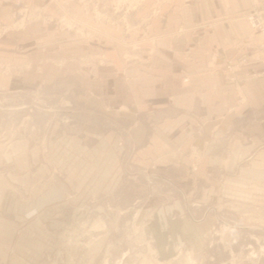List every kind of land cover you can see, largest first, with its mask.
I'll return each instance as SVG.
<instances>
[{
    "label": "rangeland",
    "instance_id": "1",
    "mask_svg": "<svg viewBox=\"0 0 264 264\" xmlns=\"http://www.w3.org/2000/svg\"><path fill=\"white\" fill-rule=\"evenodd\" d=\"M58 2L15 4L0 22V264H264V179L247 174L262 117L223 123L264 78L246 71L264 65V0ZM219 2L250 31L199 50L216 19L183 24ZM199 68L229 87L205 107L212 120L180 96Z\"/></svg>",
    "mask_w": 264,
    "mask_h": 264
},
{
    "label": "crops",
    "instance_id": "2",
    "mask_svg": "<svg viewBox=\"0 0 264 264\" xmlns=\"http://www.w3.org/2000/svg\"><path fill=\"white\" fill-rule=\"evenodd\" d=\"M58 1L59 0H0V22H7L8 20H10L13 7L15 6V4L18 3L42 4L46 6L48 12L52 14H59L61 12V4ZM236 5V1L235 3L231 1L227 6H229V10L234 9V11H237L239 8L242 7L239 6L237 8ZM72 7L73 8L70 7V9H72L76 15L79 14L76 10L77 8H75L74 6ZM227 12L228 10L222 9V5L219 2L217 3V6L213 4L211 6L209 5L208 7H205L202 12L197 13L198 16L196 17L197 19H199L197 23H189L186 21L184 23L185 25L183 24V26L191 27L195 24H198V22L200 23V21L204 22L206 19H216L215 22L207 26L210 27L208 30H204V33L201 32L202 34H198V36L195 37V42L199 50H216L218 47H225V45L222 46V44H229L227 45L228 47H233L234 44L231 43V41L237 42L238 40H245V37L250 31L247 23L243 18H234L235 16L233 15H227ZM193 17L194 19H196L195 16ZM222 18H224L225 20H223ZM253 36L255 39L251 38L250 42H254V40L259 39L258 35ZM226 37L229 39H227ZM197 66H200V64ZM262 68H264V65H251L246 68V71L250 73V71L252 72ZM221 74L222 73L220 71H211V69L209 68H203V70L199 68L197 70V73L191 74L189 77V81L186 84H181L180 89L182 91L180 95L181 98L187 101V105L185 102L184 110L188 109L194 112L195 114L204 117V119L207 118L208 120H212L211 118L213 117L210 114L211 112L206 110L205 107L207 105L210 106L212 102H215L216 104V101L220 105L221 100H217V98L220 97L219 94L223 92L227 93L225 90L229 88L227 85H224L223 75ZM151 84L153 83L151 82L150 85ZM152 86L153 88L151 87V90H154V87H156L157 89L159 87L158 83H155ZM243 90L247 98L246 104L239 108H235V110L232 112H229V114L225 116L223 123L228 124L227 126H229V124H231L232 119L238 116V114L247 115L250 112H253V114H257L262 118L257 124L252 126L251 131L258 133L260 132L264 134V78L248 79L244 82ZM161 92L164 94H161ZM157 94H155V102L157 101L158 103H162L161 101L165 99L167 95H170L169 91L167 90H159ZM211 96H214V99L212 98V101ZM214 111L215 113H220V108H217ZM179 124H181L179 122V119L172 118L171 120L165 122L163 126L165 128L166 133L170 134L171 131H176L180 127ZM143 129V126H140V128L138 129L140 136L143 132ZM139 139L141 138L139 137L138 140ZM198 145L199 148L202 145L200 140H198ZM253 149L254 147L252 145L249 147L246 146V148L244 149L245 151L243 150L244 152H240V154L241 156L243 155V157L247 156V153H250V151H252ZM240 154H238L237 151L235 152V154H230L229 162L235 160V158ZM255 154L257 155V158L255 160L253 159V167L251 168V170L247 171V174L252 175V173H256V175L261 176V179H264V151L260 150L257 151V153ZM234 183L235 182L229 183L228 189L238 194V186L236 187V189L232 188L234 187ZM245 195L248 199L253 198V194L250 193L248 190H245Z\"/></svg>",
    "mask_w": 264,
    "mask_h": 264
},
{
    "label": "bare ground",
    "instance_id": "3",
    "mask_svg": "<svg viewBox=\"0 0 264 264\" xmlns=\"http://www.w3.org/2000/svg\"><path fill=\"white\" fill-rule=\"evenodd\" d=\"M97 224V223H96ZM94 225V224H93ZM99 227V226H98ZM97 228V227H96Z\"/></svg>",
    "mask_w": 264,
    "mask_h": 264
}]
</instances>
